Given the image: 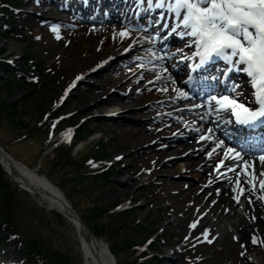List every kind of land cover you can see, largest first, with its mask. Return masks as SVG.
I'll return each mask as SVG.
<instances>
[{"label":"rangeland","instance_id":"1","mask_svg":"<svg viewBox=\"0 0 264 264\" xmlns=\"http://www.w3.org/2000/svg\"><path fill=\"white\" fill-rule=\"evenodd\" d=\"M25 10L40 14L43 11L33 7H26ZM43 15L44 18L37 20V27L43 39L41 42L30 46L28 42L0 37V56L17 59L19 62L18 59L23 58L25 53H31L35 59L43 60L46 67H53L54 71L48 73V78L66 77L63 89L75 75L84 74L106 54L114 53L121 41L120 24L111 22V25L116 27L112 26L105 31L101 27L107 22H97L84 31L83 25L74 24L68 16L56 18L55 14L43 13ZM59 27L61 29H58ZM54 28L57 31H53ZM29 34L28 39H31V33ZM156 57L162 59L160 55ZM172 64L174 66L173 62ZM126 65L125 62L124 67H115L113 74L109 72L102 74L100 78L97 76L88 78L93 87L86 94L84 102L78 103L77 97L73 98L76 92L74 96L70 94L67 98L65 96V99L69 100L66 111H78L77 119L89 118V122L79 134L81 143L76 147L75 153L67 151L66 155L71 156L64 159L71 158V163L64 166L52 164L51 155L46 156L51 159V163L45 158V152H42L43 138L39 135L34 138L29 136L17 144L12 140L13 137H21L29 132L28 127L19 123L14 104L22 102L19 108L22 109L24 119L22 117L21 119L31 128L36 118L41 115V113L37 114L36 109L43 108L47 98L44 102L41 93L29 95L31 88L0 87V110L10 116L8 118L0 114V140L4 147L29 168L44 177L49 176L51 181L63 187L66 196L68 195L69 198L71 196V199L67 196L71 205L76 207L80 215L88 218L91 224L94 222L98 232L103 229L104 224H108L109 228L111 227V237L113 236L112 239L119 248H123L124 244L122 239L115 237L113 228L119 229L122 234L120 238H125L130 243L143 244L144 240L148 238L154 240L159 236L155 240L157 250L165 256L172 257L166 264H178L171 255L174 250L182 246L171 249L170 241L167 239L176 238L178 240L176 243H185V246L197 241L200 246L205 239L203 235L208 233L212 242L209 243L205 239L208 248L198 251L199 254L206 253L207 257L203 259L197 256L192 264H246L244 256L253 260V263L249 264H264V259H261L264 256V243L252 247L251 252H246L242 248L241 224L238 221L243 218L235 216L233 223L224 222L218 225L216 217L211 218L210 224L201 221L203 211L200 209V204L189 194L192 191L195 195H202L199 193L202 185L197 182V175H200V172L195 173L191 169L184 172V168L183 171L180 170L181 163L178 164V168L169 167L160 170L163 161L177 156L174 152L163 159H158L155 150L162 146L167 148L168 145H156L155 141L159 137H167L173 130L181 127L177 122V126L168 128L169 130L163 129V119L170 114L166 108V101L173 99L175 89L180 88L179 82L172 74L171 78H166L171 72L165 75V70L157 72L160 68L154 69L153 66L145 63L130 72ZM143 67L146 69L143 70ZM0 76L6 80L11 78L2 70ZM102 79H108L109 84H102ZM60 88L61 86L54 84V89L45 94L48 98L50 96L47 106L51 104L52 99L58 98ZM159 100L165 103L158 105ZM115 103H122L124 116L128 119H119L114 124L115 127H112L106 125L100 119V115L109 105ZM130 108L132 110H129ZM10 120L17 123L14 124ZM165 125L167 127L169 123ZM192 143L194 140L190 148H193ZM99 145L103 146L105 154L109 155L112 163H114L112 160L122 156L121 163L124 167L116 165V170L107 180L82 179L81 173L75 169L83 159L95 154ZM203 154L193 160L203 158ZM199 169V171L203 170V168ZM2 170L4 172L3 168ZM3 180L2 185L10 186L0 188V195L6 201V211L11 215L13 228L30 239L44 242L51 251L67 256L70 264H83L84 256L80 250L76 228L56 209H50L39 196L16 186L9 174L4 172ZM119 202L129 207L137 204L138 208L134 212L121 214L118 218L108 214L101 219L100 216L95 215L96 213H92L101 209H108L111 212L113 206ZM244 204L245 202L234 210L241 213ZM206 208L207 212L209 207ZM223 209L226 212L230 208L221 204L216 210L217 215ZM193 224H196L195 228L192 227ZM106 235L104 240L110 243L111 239L108 238L110 232ZM189 236L191 241L186 242L185 238ZM18 244V240L14 238L7 247H1L7 252L8 259L12 258V264L24 256V253L17 248ZM131 253V251L125 255L119 253L120 258L116 257L117 253L112 254L116 260L122 259L124 262L133 260L130 258ZM180 264H183L182 261Z\"/></svg>","mask_w":264,"mask_h":264},{"label":"snow or ice","instance_id":"2","mask_svg":"<svg viewBox=\"0 0 264 264\" xmlns=\"http://www.w3.org/2000/svg\"><path fill=\"white\" fill-rule=\"evenodd\" d=\"M159 6L164 7V0ZM168 8L179 21L176 28L183 29L181 35L192 38L195 56L199 57L201 65L213 58H222L250 78L254 89L251 104L227 95L219 99L213 97L220 110L229 112L240 125L264 122V0H172ZM119 35L127 37L129 32L122 31ZM223 144L224 141L220 140L217 147ZM227 152L235 153L234 159L243 160L235 149L228 148ZM211 155L212 152L209 157ZM259 160L264 163V155ZM245 166L253 167L247 161ZM261 188L264 189V181H261ZM192 227L195 228L196 224ZM207 235L205 233L206 238ZM253 243L257 241L253 239Z\"/></svg>","mask_w":264,"mask_h":264},{"label":"trees","instance_id":"3","mask_svg":"<svg viewBox=\"0 0 264 264\" xmlns=\"http://www.w3.org/2000/svg\"><path fill=\"white\" fill-rule=\"evenodd\" d=\"M19 1H21V0H0V37L8 38L10 40L15 39V40H18L21 42L27 41L31 46L34 44V41L26 38L25 34L23 33V30L20 29L21 24L29 22L28 19L22 18L20 16L21 14H14L6 6V4H10V5L15 6V5H17V2H19ZM1 70L5 71L8 75H10L11 78H10V80H6L2 76H0V87H9L10 89H12L14 87H16V88L17 87L31 88L29 95L41 93V95H42L41 99H43L44 102L47 98V101H46L44 107L43 108L39 107L36 109L37 114L41 113V115H39L36 118L35 123L31 128L23 120L24 116L22 113V109L19 108V106L22 105V102H21V104H18V103L14 104L15 111H16L17 115L19 116V123L25 125V127H28L29 132L27 135L12 138V140H14V142L17 144L18 142L25 140L29 136L34 138L36 135H39L40 138H43V140H42V145H43L42 152L44 153V148L47 146V140L50 138V136L53 134V132L55 130L59 131L60 129L64 128L66 125L77 124V120L71 121V120H60V119H58L60 115L65 114L66 110H64L63 108H60L58 110H54L53 106H51V107H50V105L47 106V102L49 101L50 96L48 98V95L46 97L45 94L47 92L51 91L52 89H54V84H56L58 87H60L64 80L62 78H59L58 76H56L55 78L54 77L48 78L47 75L49 73V70H48V67H46V63L42 60L35 59V57L31 53L26 54V57L18 65V69H16L15 67L12 68V67H10V66H8V65H6L0 61V71ZM83 97H84V92L81 91L78 94L77 99L79 101L83 102L84 101ZM67 104L68 103H66L65 108H67V106H68ZM46 106L48 107L47 109L45 108ZM0 114L8 117V115L5 114L2 109L0 110ZM26 116L29 117L28 115H26ZM21 117L23 119H21ZM11 122L14 124L17 123V122H13V121H11ZM54 122H55V126H54ZM108 124H110V123H107V125ZM81 132H82V129H80L78 131V135H77L78 141H80V139H81V137L79 135ZM0 143H1L2 147L6 151H8L4 147V144L1 142V140H0ZM102 147H99L96 150L94 157H96V158L97 157H103L105 152H104V149ZM68 149H69V146H63L61 148H57L54 153L49 154L52 156V158H51L52 161L50 158H47L46 156H45V158L49 162L51 161L52 164H54V165H61V166L68 165L71 163V161H70L71 158H69L67 160L64 159L65 157L71 156V155H68V156L66 155L68 153L67 152ZM57 151H59V154H57ZM91 156L92 155H89L88 157H86V159H83L81 161L79 167L75 169L77 172L81 173V178L82 179L101 178L102 180H105L106 178H108L109 173H105L104 175H97L96 173L93 174L92 168L90 167V165L87 164L89 157H91ZM3 178H4V172L2 170V167L0 166V188H2L4 186H6V187L10 186L9 184L2 185V183L4 181ZM52 182H54V181H52ZM58 186H60V185H58ZM68 198H69V196H68ZM69 199H71V196ZM72 206L74 209L76 208V207H74V205H72ZM75 211H76V209H75ZM76 212L78 213V211H76ZM92 213H94V214L96 213L95 215L100 216L101 219L108 214H112L116 218L120 217L122 214L121 212H118V213H113L112 211L110 212L108 209H106V210L101 209L100 211H92ZM78 215L81 217V219L84 221V223L100 238L105 239V237H107L106 233L110 232V235L108 238L111 239V242L109 243L106 240L105 241L109 244L111 252L113 254H114V252L117 253L116 257L120 258L118 255L119 253H123L125 255L126 253L129 254L130 251L132 252L130 255V258L133 259L134 261L133 260H131V261L127 260V261L123 262L122 259H120V260H116L117 264H153V262H155V264H165V261H164V259H162L161 256L154 255L152 257L147 258L146 256H148V255L151 256L149 252H144V251L138 250L136 247L138 243H133V242L130 243L129 240H126L125 238H120V237H122L120 230L113 228L115 237L118 239H122V243L124 244L123 248H119L117 246V244L113 241V239H112L113 236L111 237V227L109 228L108 224H104V226H102L103 229L102 230L100 229L101 231L98 232V229H96V225L94 224V222H92V224H91L90 221L88 220V218H84V216L80 215L79 213H78ZM136 222H135V224H136ZM12 225L13 224L11 222V215H9L8 212L6 211V201L0 195V231L5 230V229H9V228H13ZM106 228H109V229H106ZM14 233H18V232L14 231ZM123 237H125V236H123ZM24 238L26 239V241L24 243V252L26 254L25 259L27 260V262L36 260V261H44L46 264H70L67 256L51 251L49 248H47V246L45 245L44 242L39 241L37 239L35 240L33 238H31V239L28 237H24Z\"/></svg>","mask_w":264,"mask_h":264},{"label":"bare ground","instance_id":"4","mask_svg":"<svg viewBox=\"0 0 264 264\" xmlns=\"http://www.w3.org/2000/svg\"><path fill=\"white\" fill-rule=\"evenodd\" d=\"M37 2V0H36ZM51 3V0H38L36 5L38 7H45L48 6ZM102 3V2H98ZM78 5V4H77ZM76 4L72 5H64L60 6V9H66L68 10L73 16H83L80 12L79 7ZM101 10V9H100ZM84 17V16H83ZM87 17V16H85ZM119 16L113 15L112 18H118ZM99 20L102 19V17L98 18ZM121 21L124 22H130V16L129 13L125 16V18H121ZM106 30L109 29L108 26H104ZM185 51V50H184ZM182 52L177 53L176 55H181ZM122 105V103H120ZM129 110H132L131 108ZM186 114V113H184ZM184 120V119H183ZM152 131V130H150ZM160 143H165L163 142L164 139L160 138ZM193 142V141H192ZM191 144V142H190ZM192 151L193 152H199L197 156H199L201 151L204 149V145L200 143H192ZM185 147V148H184ZM172 148V149H170ZM200 148V149H199ZM170 149V150H169ZM187 146L183 145L182 143L179 144H172L171 147L168 149L164 150H156V157L158 159H163V157L168 156L170 153H177V156L174 158L167 159L163 161L161 169H166L169 167H174L178 168V164L181 163L180 170L183 169V162L185 161V167L188 169H195L199 164L202 166L206 167V173L204 176H199L198 175V182L202 183L205 179L206 175H212L213 173V178L214 176V170H212V167L210 164L203 158L200 159L199 161H194L191 158L193 157V153H188L185 155L183 158H178V155L182 153V151L186 150ZM196 149V151H194ZM168 150V151H167ZM11 158H14L10 153H8ZM213 160L217 161V164L221 166V161H223V164L225 165L227 162L232 163L235 161L234 158H227V157H220V158H213ZM0 161L4 162L5 168L7 169L8 173L11 175L13 178V181L16 186L21 188L22 190H25L33 195L39 196L42 199V202H46L49 205L50 209H56L59 213H61L64 218H66L75 228L77 231V236H78V241L80 244V250L81 253L84 256V262L83 264H113L115 263L114 258L112 259L111 256H109L108 251L109 247L106 245L105 242H102L100 244L95 243L94 241L89 240L88 238L85 237V235L81 232V229L78 225L77 222L72 221L68 219L66 216L65 212V204L66 202L69 206L70 203L67 200L65 193L58 188L56 185H54L50 180H48L46 177L38 174L36 171L32 170L29 168L23 161H19L14 159V161L20 162V164H16L13 162V165L11 164L12 162L10 160H6L3 158V156L0 155ZM245 161L249 162V164H257L259 165V162L252 161L251 159H245L241 162H237L240 165V169L242 170L239 172V174H242L245 172ZM12 167H10L9 166ZM257 168V167H256ZM185 170V172H186ZM260 171V174L264 173V168L258 169ZM182 176V174H181ZM224 179L218 181L222 182ZM240 180L244 179H238V175L236 177L231 178L230 180L223 181L221 185H223L224 191H221L220 193H217L218 189H221L222 187L215 183V189L212 190L213 192H206V191H211V190H206L204 188V191L202 192V195H195V192H190L189 194L195 199V202L200 204V209L203 211H206V207H209L208 212H205V214L202 217V221L205 223H209L211 217H216V223L217 225L220 223H233V219L235 216H237V213H231V210L235 209L239 205V197H235V190H236V185L241 183ZM197 183V182H196ZM264 192V189L262 190ZM227 197V198H226ZM248 198L247 206L244 209L243 212V220L239 219L240 222V232L242 234V248L246 250V252H251L252 247L258 245L260 243H264V204H260L256 201L255 194L252 193L251 191H248L245 195V198ZM216 199L215 202L211 203ZM221 204H225L226 206H229L231 210L229 209L228 211L225 212V209H223L222 212H220L219 215L216 214V208H219ZM253 239L257 241V243H253ZM245 253V252H244ZM263 255V254H262ZM246 259V260H245ZM262 260L264 259V256L261 258ZM244 262L246 264L253 263V260L249 257L244 256Z\"/></svg>","mask_w":264,"mask_h":264},{"label":"water","instance_id":"5","mask_svg":"<svg viewBox=\"0 0 264 264\" xmlns=\"http://www.w3.org/2000/svg\"><path fill=\"white\" fill-rule=\"evenodd\" d=\"M0 155L1 156H3V158L5 159V162H6V160H10L12 163V165H13V162H15L16 164H20L19 162H16V161H14V159L13 158H11L2 148H1V146H0ZM1 163H2V165L3 166H5L4 165V162L3 161H1ZM9 166H10V164H9ZM11 167V166H10ZM12 168V167H11ZM64 204H65V206H66V208H65V212H66V215H67V217L70 219V220H72V221H75V222H77L78 223V225H79V227H80V229H81V232L85 235V237L86 238H88L89 240H91V241H94L95 243H97V244H100V243H102L103 241L99 238V237H97L89 228H88V226L80 219V217L77 215V213L72 209V207L71 206H69L66 202H64ZM108 254H109V256H111V258L113 259V256L111 255V253H110V251H108ZM98 264H100V263H98ZM113 264H115L114 262H113Z\"/></svg>","mask_w":264,"mask_h":264}]
</instances>
